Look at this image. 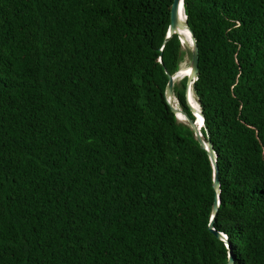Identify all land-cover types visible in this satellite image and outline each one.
Segmentation results:
<instances>
[{"label":"trees","instance_id":"16d2710c","mask_svg":"<svg viewBox=\"0 0 264 264\" xmlns=\"http://www.w3.org/2000/svg\"><path fill=\"white\" fill-rule=\"evenodd\" d=\"M172 3L0 0V264H264V0H183L217 188Z\"/></svg>","mask_w":264,"mask_h":264},{"label":"water","instance_id":"95a60500","mask_svg":"<svg viewBox=\"0 0 264 264\" xmlns=\"http://www.w3.org/2000/svg\"><path fill=\"white\" fill-rule=\"evenodd\" d=\"M171 13H172V18H171V22L169 25L170 29L171 28H177L178 30L179 29L186 30L189 33V38L191 40V59H190V64H189V72L187 73L188 75H187V84H186V95H187L188 103H189L191 110L196 113L195 120H192L191 118H189V116L187 114H185L183 111L180 110V108L177 106L176 99L173 96L172 88H173V83L175 81V76H176L178 71L173 75L172 74L168 75V82H167L166 91H165L166 97H167V102L170 105L171 110L174 113L180 114L187 119L188 124L191 127V129L193 130L194 136L197 139V141L199 142L200 146L202 148H204L205 150H207L208 155H209L211 162L213 164V169H214L213 170V172H214L213 187L217 188L219 181H218V165L216 163V155L214 153V150H213L211 143L205 142L203 140L201 134H200L199 125L203 124V116L200 113L199 105L197 102L194 104V102H192L190 97H189V95L191 93H193V95H194L193 78L196 76L197 71H198V49H197L196 39L184 21L183 0H173L172 7H171ZM182 17H183V19H182ZM200 120H201V123L199 122ZM217 207H218V203L216 201L214 204V208H213L214 212H216ZM208 226H209V229L217 237L225 240V242L229 248L228 264H232L233 263V256H232L231 249L229 247V243L227 241V238L222 233L216 231L213 228V220L211 221V223Z\"/></svg>","mask_w":264,"mask_h":264},{"label":"rangeland","instance_id":"374dc122","mask_svg":"<svg viewBox=\"0 0 264 264\" xmlns=\"http://www.w3.org/2000/svg\"><path fill=\"white\" fill-rule=\"evenodd\" d=\"M183 19V17H182ZM188 33V32H187ZM186 31H183L182 33L180 32V37L182 39V49L185 51V57L184 60L180 63L179 65V70L175 76V81L183 78L184 76H187L184 72V69L187 70L189 64H190V59H191V40L189 38V33L187 34ZM191 98L193 99L194 104L196 103L195 97L193 93H191ZM178 121L183 122V118L181 116H178ZM202 126V124L199 125V128Z\"/></svg>","mask_w":264,"mask_h":264},{"label":"bare ground","instance_id":"6f19581e","mask_svg":"<svg viewBox=\"0 0 264 264\" xmlns=\"http://www.w3.org/2000/svg\"><path fill=\"white\" fill-rule=\"evenodd\" d=\"M180 31H186V30H183V29H179ZM186 33H187V31H186ZM188 34V33H187ZM189 35V34H188ZM184 72L187 74L188 72H189V66H188V68H187V70H185L184 69ZM191 96V94L189 95V97ZM191 99V98H190ZM192 101V100H191ZM200 122V121H199Z\"/></svg>","mask_w":264,"mask_h":264}]
</instances>
